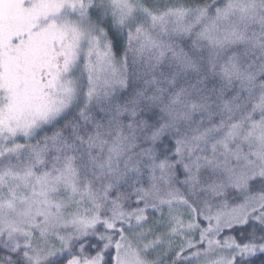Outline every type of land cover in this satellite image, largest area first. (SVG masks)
Returning a JSON list of instances; mask_svg holds the SVG:
<instances>
[{
  "label": "snow or ice",
  "instance_id": "1",
  "mask_svg": "<svg viewBox=\"0 0 264 264\" xmlns=\"http://www.w3.org/2000/svg\"><path fill=\"white\" fill-rule=\"evenodd\" d=\"M0 264H264V0H0Z\"/></svg>",
  "mask_w": 264,
  "mask_h": 264
}]
</instances>
